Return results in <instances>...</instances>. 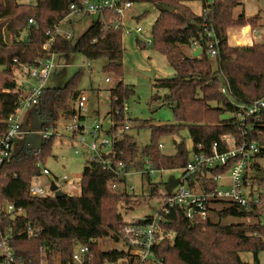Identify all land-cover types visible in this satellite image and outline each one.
<instances>
[{
    "label": "trees",
    "instance_id": "16d2710c",
    "mask_svg": "<svg viewBox=\"0 0 264 264\" xmlns=\"http://www.w3.org/2000/svg\"><path fill=\"white\" fill-rule=\"evenodd\" d=\"M25 0H0V138L8 130L5 120L15 113L26 97L19 88L16 70L19 64L39 66L46 51L43 45L70 13L74 0H36L35 4ZM134 2L170 3L176 8L173 13L161 12L153 26V47L166 55L176 70L169 79H160L156 88L164 94H155L152 101H162L173 109L175 123L150 124L151 141L139 147L135 137L129 133L115 144L117 156L126 163V170H155L185 168L191 152L185 142L177 144V152L164 154L159 145L163 137L179 134L187 128L193 150L211 153L214 143L220 152L229 149L224 140L231 136L235 145L244 141L257 142L262 146L258 158H264V110L255 116H238L243 107L264 99V43L232 46L228 42L231 27L257 26V19H246L242 11L235 16V9L242 5L238 0H218L213 17L222 45L216 61L203 55L192 57L188 43L196 35L193 21L199 17L187 5L173 0H132ZM34 18L36 24H30ZM142 18V17H141ZM27 32V39L22 35ZM145 48L144 43L141 44ZM55 54L81 53L88 61L105 59L104 70L119 77L111 89V115L116 123L124 119L128 100L135 94L132 87L124 83L121 69L124 57L123 30H104L99 21L76 41L57 37L51 45ZM18 61V63L16 62ZM84 71L80 69L63 87H46L37 105L42 120L41 129L56 127L61 118L71 119L78 114L77 99L84 93L80 86ZM226 87L228 94L222 92ZM229 114V116H225ZM84 120L83 115H79ZM52 136L44 140L37 156L30 155L26 147L15 151L10 162L0 167V206L14 203L25 210V216L16 222L13 246L18 256L27 262L38 264L43 257L51 262L56 258L67 262L71 259L75 244L89 245L95 264L115 262L125 256L120 250L103 251L100 241L120 237L124 223L121 209L132 207L134 196L122 191H112L113 180L122 181L100 163L88 162L85 166L81 193L73 196L33 197L30 187L33 179L42 173L39 164L45 165L52 152ZM261 171L259 163L251 166ZM214 174L227 172L226 168L211 169ZM264 187V178H256ZM216 183H207V190ZM205 220L188 219L180 208H173L164 224L173 235V240L164 239L156 246V253L164 264H250L242 258V252L250 251L255 262L264 251V203L247 206L229 200H216ZM228 218H253V222L225 223ZM30 224L41 228L40 237L29 238L19 234ZM44 254H46L44 256Z\"/></svg>",
    "mask_w": 264,
    "mask_h": 264
},
{
    "label": "built area",
    "instance_id": "2783aa9c",
    "mask_svg": "<svg viewBox=\"0 0 264 264\" xmlns=\"http://www.w3.org/2000/svg\"><path fill=\"white\" fill-rule=\"evenodd\" d=\"M173 1L187 6L188 3L194 1L201 4V13L196 14L194 12L199 19L193 21L197 31L196 35L188 43V51L192 57L201 58L205 54L209 59L216 61L222 45L213 17L214 6L218 0ZM135 3L137 2L132 0H74L70 7L71 13L66 18L73 15L77 17L96 16L95 21H99L103 25L104 30L109 28L122 29L123 35L135 33L139 41L146 46L152 45L154 42L152 32L149 34L141 26L132 27L125 20L126 14L132 10ZM154 4L163 5L164 3L154 2ZM164 5L172 6L170 3ZM173 8L175 12L176 8ZM142 16L143 14H139L131 16L130 19H141ZM61 23L56 26L52 33L49 32L51 38L43 45L46 55L38 61L39 66L20 64L16 60L19 64V69L25 71L27 77L25 81L17 77L18 84L20 82L29 83L30 87L25 92L26 97L22 101L20 108L5 120L8 130L0 138V167L11 161L15 153L14 145L16 141L27 135L20 120L21 110L26 107L37 106L51 73L54 70L57 73L61 72L66 65L64 60L61 63L56 62L55 58L58 54L51 51V45L57 37L61 36L67 40H73V35L70 32L62 31ZM30 24H36V20L31 18ZM245 30L246 28L244 27V32ZM246 34L254 36L257 31L249 29ZM198 50H200V54L195 56L194 54ZM89 74H92L90 69ZM107 81H110V79L107 78ZM222 92L228 94L225 86L222 88ZM87 106L88 98L83 93L77 99L75 107L78 114L83 115L85 118L81 120L79 115H77L68 119V122L64 125V133L73 142L76 154H85L88 162L100 163L105 170L123 178L120 182L116 180L111 182L110 188L112 191H124L130 194L134 188L132 186L127 187V180L133 172L126 170L125 161L117 156L115 144L125 137V134L129 132L132 126L128 123H116L111 116V125L108 128H105L103 123L97 119L93 126L87 127L84 114ZM242 109H244V113L238 115L241 120L245 116L259 115L264 110V99L256 100L247 107L242 106ZM55 129L56 127L52 126L47 131H44L40 144L44 140H49L52 136H55ZM224 140L229 144V149L226 151L220 152L218 150L219 144L214 143L211 153L203 151L202 145L198 146V150L191 152L190 159L184 168L185 173L178 192L161 194L160 208L155 216H148L143 219L132 217L130 220H124L120 230V237L125 242L127 251H123L125 256L119 258L115 264H164V260L158 257L155 249L164 239H170L171 236L174 237L164 227V224L169 221L168 215L173 208H180L190 220H205L208 218L211 207L214 204L213 202L216 200H229L241 206H247L250 203H264V187L257 183L256 177L252 176L250 170L252 164L261 153L262 146L257 142L249 141H244L237 146L235 145V139L231 136L225 137ZM40 144L36 151L30 150L31 156H37L41 148ZM159 147L162 149L164 145L160 144ZM39 165L42 168V173L51 174L49 169L43 168L44 165ZM215 168H226L227 172H221L216 175L211 171V169ZM149 169L150 174L155 171L153 168L140 171L145 172ZM38 178L39 176L33 179L30 187L31 196L37 198L55 196L58 191L66 196H73V193L67 192L65 188L73 190L76 188L75 184L65 186L62 182L69 180L68 176L65 175L61 180L58 179L54 182L53 186H56L57 189L54 190L52 186L50 193H47L39 185ZM64 183H67V181ZM207 183H216L217 186L214 189L207 190L205 188ZM22 216H25V210L17 207L14 203L6 202L0 206V264H34L32 261L27 262L16 253L12 242L16 230V222L6 224L7 219L14 222ZM41 231V228L27 224L19 234H26L29 238L37 239L40 237ZM38 264H95V262L89 245L76 243L69 261L63 262L61 259L56 258L54 262H51L46 257H43ZM107 264H114V262Z\"/></svg>",
    "mask_w": 264,
    "mask_h": 264
},
{
    "label": "rangeland",
    "instance_id": "374dc122",
    "mask_svg": "<svg viewBox=\"0 0 264 264\" xmlns=\"http://www.w3.org/2000/svg\"><path fill=\"white\" fill-rule=\"evenodd\" d=\"M242 3L235 9V16H238L242 11L245 13L246 19H257V26L248 24L244 27H231L228 30V36L231 44L236 43L237 39L243 41L240 45H252L253 43H264V0H238ZM25 3L35 4L36 0H25ZM188 6L196 14L201 13V4L197 1L188 3ZM143 14L141 19H130L131 16ZM161 11L152 2L135 3L132 10L126 14L125 20L132 27L141 26L150 34L153 31V26ZM96 16H70L66 18L60 25L62 31L70 32L73 35V41L76 42L93 24ZM249 29L257 31V34H246ZM27 32H24L22 39H27ZM142 42L139 41L136 34H124L123 46L124 57L122 61V72L124 83L132 87L135 94L128 100L127 108L124 113V119L120 124L128 123L132 126L129 134L133 135L136 144L139 147L147 146L151 141L150 124H173L175 117L173 109L170 105L164 103L162 99L152 101L155 94L163 95V90L156 88V83L160 79L173 78L176 75V70L171 65L168 57L157 51L152 45L145 48L141 47ZM64 58L65 67L61 72L55 70L51 73L46 82V87H63L80 69L84 71V77L81 83V90L87 95L88 106L84 113L86 116L85 124L87 127L94 125L95 120L103 123L105 128L111 125V115H109L111 107V89L114 88L119 77L115 73H109L104 70L107 61L98 59L88 61L81 53L58 54L57 61ZM89 69L92 74H89ZM155 70L154 77L144 74L145 71ZM19 79H24L26 74L17 71ZM107 78L110 81H107ZM19 88L26 89L27 83H19ZM226 117L229 114L225 115ZM20 120L24 125L26 134L23 138L18 139L14 145V150H19L22 147L29 149V152L36 151L43 138V130L41 129L42 120L38 113L37 106L26 107L21 110ZM68 120L61 118L55 129V136L52 140V152L46 160L43 168L50 170L51 174L44 173L39 176V185L43 187L47 193L52 191L53 183L63 176H68L69 180H64L63 185L75 184L76 188L67 192L73 195L81 193V185L83 173L87 164V156L85 154H76L75 146L70 138L64 133V125ZM185 140L190 152L193 151V144L189 131L184 128L179 134L163 137L160 143L164 145L161 151L169 156L177 152V144ZM31 150V151H30ZM254 163L261 165V171L251 170L252 176L256 178H264V158H257ZM133 173L128 177L127 187L132 186L130 194L134 196L132 207L124 206L121 209L125 220L135 218H146L155 216L160 208L161 194L178 192L183 176L184 168L155 170L150 172L146 170H133ZM67 183H64L66 182ZM264 221V216L260 218ZM253 222V218L234 219L228 218L225 223L231 222ZM173 240V236L170 237ZM100 248L103 251L120 250L127 251V246L123 239L110 237L107 241H100ZM242 258L250 264H264V251L258 255L259 262H255L254 255L250 251L242 252ZM126 264V263H121Z\"/></svg>",
    "mask_w": 264,
    "mask_h": 264
},
{
    "label": "water",
    "instance_id": "95a60500",
    "mask_svg": "<svg viewBox=\"0 0 264 264\" xmlns=\"http://www.w3.org/2000/svg\"><path fill=\"white\" fill-rule=\"evenodd\" d=\"M156 7L161 11V12H169V13H173L174 12V8L172 6H169V5H162V4H156ZM200 54V50L196 51L195 52V56L199 55ZM144 74L150 76V77H154L155 75V70H151V71H145ZM42 144H40L41 146ZM53 189L56 190V186H53ZM57 196L59 197H63V196H66L64 193L58 191L57 192Z\"/></svg>",
    "mask_w": 264,
    "mask_h": 264
},
{
    "label": "crops",
    "instance_id": "0c3cea01",
    "mask_svg": "<svg viewBox=\"0 0 264 264\" xmlns=\"http://www.w3.org/2000/svg\"><path fill=\"white\" fill-rule=\"evenodd\" d=\"M240 43H244L243 41H241L240 42V40L239 39H237V41H236V43H233V44H231V42H230V39H229V44L230 45H232V46H237V45H240ZM58 55H56V57H57ZM55 60H56V62H62L63 60H65L64 58H60L59 59V61H57V59L55 58ZM17 71H19V72H21L22 74H25L26 72L25 71H23L22 69H17L16 70V72ZM16 76H17V73H16ZM18 77V76H17ZM18 79H19V77H18ZM20 80H22V81H25V80H27V77H25L24 79H20ZM22 83V82H21ZM29 87H30V84L28 83L27 85H26V89H24V88H22L25 92L26 91H28V89H29ZM24 126V125H23ZM24 130H25V128H24ZM15 151H17V150H15Z\"/></svg>",
    "mask_w": 264,
    "mask_h": 264
}]
</instances>
